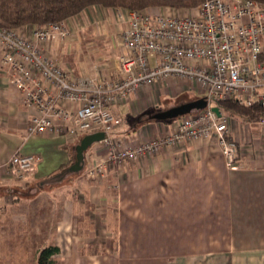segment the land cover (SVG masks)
<instances>
[{
  "label": "crops",
  "instance_id": "1",
  "mask_svg": "<svg viewBox=\"0 0 264 264\" xmlns=\"http://www.w3.org/2000/svg\"><path fill=\"white\" fill-rule=\"evenodd\" d=\"M174 11L147 10L153 15ZM130 14L92 6L65 21L69 37L44 44L43 53L85 88L115 82L119 58L128 54L121 36ZM35 28L16 30L32 39ZM2 51L0 46V58ZM12 80V72L0 65V242L14 246L0 250V256L15 258V243L21 240L17 250L29 254L31 249L26 264H38L39 252L49 246L59 249L55 264H264L263 125L219 107L230 119V139L239 148L235 170L228 168L213 136L135 162L108 163L93 182L87 170L107 158V137L136 148L175 132L178 120L159 122L153 116L172 108L174 100L201 97L195 85L172 79L141 88L112 106L120 122L108 134L97 128L74 136L50 132L28 137L31 120L40 114L25 106ZM59 106L78 108L66 101ZM97 133H105V139L91 145L77 165L82 140ZM17 152L37 156L34 177H5L1 167ZM52 178L60 183L37 192L36 184ZM44 197V208L56 215L48 220L38 215ZM47 233L54 240L45 244Z\"/></svg>",
  "mask_w": 264,
  "mask_h": 264
},
{
  "label": "built area",
  "instance_id": "2",
  "mask_svg": "<svg viewBox=\"0 0 264 264\" xmlns=\"http://www.w3.org/2000/svg\"><path fill=\"white\" fill-rule=\"evenodd\" d=\"M192 15L149 12L130 14L121 36L127 55L119 58L120 78L85 88L43 53L44 44L69 37L63 23L33 30V38L0 27L1 69L13 74V85L26 107L40 114L31 120L28 137L45 133L74 136L100 128L108 134L119 118L112 106L143 87L178 79L191 82L208 101L202 111L178 119L175 132L128 148L107 137V158L90 171L103 176L108 163L135 162L164 148L208 140L215 136L227 166L237 168L239 148L229 139V117L217 114L212 100L259 104L264 112V4L254 0H206ZM155 59L154 66L151 60ZM48 85H47V84ZM91 86V85H89ZM60 101L78 104L76 111ZM264 126V115L258 122ZM38 158L17 152L1 167L7 179L23 181L35 175Z\"/></svg>",
  "mask_w": 264,
  "mask_h": 264
},
{
  "label": "trees",
  "instance_id": "3",
  "mask_svg": "<svg viewBox=\"0 0 264 264\" xmlns=\"http://www.w3.org/2000/svg\"><path fill=\"white\" fill-rule=\"evenodd\" d=\"M205 1L206 0H0V27L18 29L25 26L42 27L51 23H63L92 6L125 9L130 13L147 12L148 9L152 8L191 11ZM254 1L264 4V0ZM219 104L220 108H223L228 114L238 115L250 122H259L264 115L259 104L246 106L241 105L236 100L223 101L219 102ZM148 116H152V113L149 112ZM53 179L54 178H52V180ZM58 252L59 249L54 246L42 249L39 252L37 263L55 264L54 256H56Z\"/></svg>",
  "mask_w": 264,
  "mask_h": 264
},
{
  "label": "rangeland",
  "instance_id": "4",
  "mask_svg": "<svg viewBox=\"0 0 264 264\" xmlns=\"http://www.w3.org/2000/svg\"><path fill=\"white\" fill-rule=\"evenodd\" d=\"M197 8H195V9H197ZM178 12H181V11H176L175 10L173 13L176 14ZM186 12L187 13H178V14L190 16V15H192V13H194L193 10L190 11V12H188V11H186ZM199 98H202V97H197V99H199ZM184 101L189 102V101H191V99H190V97H185V98H183L181 100H174L172 102V104H170V105H172L170 107L176 106L177 104H178V106L181 105V104H184L183 103ZM211 106H212V108H219L220 107V104H219L218 101L212 100ZM92 169H93V167H92ZM90 171H91L90 169L87 170V179L88 180L95 182V181H98V179H100L99 177H102V176H98V175L95 176V177H92L91 174H90ZM58 183H60V181H58L57 179H53L50 182L45 183V184H42V185L41 184H38V185L36 184L34 187H36L35 189L37 190V192H40L41 189L42 190H48V189L50 190V189L54 188L55 185H57ZM33 191H34V189H31L30 194L32 196H33ZM45 199H46V197H44V199H42L39 202V204H41V207H43L42 209L39 210L41 213L38 214L39 216H41V218H40L41 220H43V219L48 220L47 218H50V217L52 218V217L56 216L55 213L53 212V209L51 210L49 207L48 208L47 207L44 208L46 206V203L44 202ZM37 227H38V224H35L32 227V229H33L32 233L33 234H34L35 229H37ZM50 240H54V238H53L52 235H50L49 233H47L46 234V239H45L44 243L46 244ZM22 243H23V241H21V240L16 241V243H15V248H16V253H17L16 256H15V258H13L10 261V257H6V254H2V256H0V264H6L7 261H9L7 264H11L12 262H13V264H26V262L28 261V259H30L29 256H30L31 249L29 250V254H28V251H25L24 253H22L23 251L17 250V248L19 247V245H21ZM39 243L43 244L42 241H40ZM11 248H14V246L12 245V243L10 241L4 240V241H1L0 242V250H8V249H11ZM33 259H34V257H33ZM31 260H32V256H31Z\"/></svg>",
  "mask_w": 264,
  "mask_h": 264
},
{
  "label": "water",
  "instance_id": "5",
  "mask_svg": "<svg viewBox=\"0 0 264 264\" xmlns=\"http://www.w3.org/2000/svg\"><path fill=\"white\" fill-rule=\"evenodd\" d=\"M208 107V101L206 98H199L194 101L181 104L179 106L172 107L165 111H160L153 116L155 121L168 122L178 120L184 116L202 111ZM213 110L220 115L219 108H213ZM105 139V133H97L86 136L80 146L78 147L77 165L84 160V152L93 144L101 142Z\"/></svg>",
  "mask_w": 264,
  "mask_h": 264
}]
</instances>
